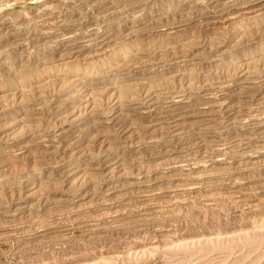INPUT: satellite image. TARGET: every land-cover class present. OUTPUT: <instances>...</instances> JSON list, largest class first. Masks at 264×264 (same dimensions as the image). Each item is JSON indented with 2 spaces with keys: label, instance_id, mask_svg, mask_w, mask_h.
I'll return each mask as SVG.
<instances>
[{
  "label": "rangeland",
  "instance_id": "obj_1",
  "mask_svg": "<svg viewBox=\"0 0 264 264\" xmlns=\"http://www.w3.org/2000/svg\"><path fill=\"white\" fill-rule=\"evenodd\" d=\"M0 264H264V0H0Z\"/></svg>",
  "mask_w": 264,
  "mask_h": 264
},
{
  "label": "bare ground",
  "instance_id": "obj_2",
  "mask_svg": "<svg viewBox=\"0 0 264 264\" xmlns=\"http://www.w3.org/2000/svg\"><path fill=\"white\" fill-rule=\"evenodd\" d=\"M240 75V74H239ZM120 97H122V96H120ZM70 117V116H69Z\"/></svg>",
  "mask_w": 264,
  "mask_h": 264
}]
</instances>
